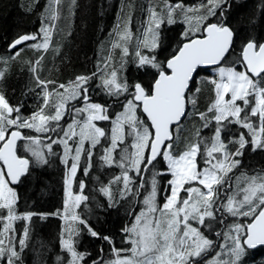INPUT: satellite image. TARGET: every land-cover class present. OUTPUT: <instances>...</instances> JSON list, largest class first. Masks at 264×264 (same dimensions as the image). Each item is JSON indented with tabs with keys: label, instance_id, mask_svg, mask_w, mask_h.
Returning <instances> with one entry per match:
<instances>
[{
	"label": "trees",
	"instance_id": "obj_1",
	"mask_svg": "<svg viewBox=\"0 0 264 264\" xmlns=\"http://www.w3.org/2000/svg\"><path fill=\"white\" fill-rule=\"evenodd\" d=\"M169 5L182 6L174 11L175 22L172 24L167 22ZM201 5L205 7L201 8ZM207 7V0H59L58 4L56 0H0V72L4 73L3 78L0 79V93L5 96L9 105L14 109L19 108L20 115L24 118L30 117L43 105L44 89L37 86V80L32 71L35 67L40 80L55 81L57 92H64V89L58 86L60 84L69 86L77 76L90 77L86 85L88 102L101 104L107 109L106 115L109 119L95 121L96 125L103 127L105 136L100 138L95 147L86 148V153L91 151L92 156L89 158L84 153L79 159L72 185L73 190L77 192L83 182L84 188L81 192L87 198L78 205L75 215L84 220L98 234L95 237L92 236L88 227L77 220L79 231L76 246L86 254L85 264H93V261L97 263L100 259L110 256L111 244H117L127 236L124 229L129 228L137 212L142 208L144 198L150 191L149 185H152L153 173L167 169L163 157L159 156L153 166L142 169L139 174L134 170H129V174L133 177L130 185L132 191L122 197L123 180L120 178L118 182H110L114 181L116 175L121 177L123 169L118 164L124 149H127L129 153L133 151L131 145L134 134L126 137L127 139L112 152L114 160L112 164L102 159L105 149L109 148L111 143L106 136L111 121L122 110L125 102L132 98L134 84L139 82L146 90H150L158 74V70L150 65L139 67L136 52L139 49L145 56H154L157 63L165 66L166 60L174 55L185 41L180 38L183 28L181 22L183 12L198 8L201 13L207 14ZM150 9H154L158 18L162 19L160 28L157 30L158 47L152 50L144 48L141 43L150 24ZM53 11L56 13L55 19L52 18ZM217 22H225L234 33L231 48L221 65L236 71L244 70L241 60V50L244 44L249 40L257 45L264 42V0H226L216 10V14L209 16L206 21V23ZM42 27H48L51 32L47 50L33 47L35 44L43 43ZM125 29L130 31L131 38L127 41H120L118 33L124 32ZM22 35L35 36L36 39L24 41L15 48L9 49L10 45ZM117 42L121 46L113 48V44ZM124 47L128 49L127 55H123ZM17 53H19L18 56ZM113 71L117 73V82L121 84L127 82L129 86L127 92L122 91L118 95H109L103 85V80L111 79ZM209 76L208 69L198 68L196 70L187 93L195 100V103H187L185 115L182 121L173 127V137L170 141L174 155H179L186 150L189 144H199L198 167L206 166L204 163L207 159L205 147H211L212 138L218 127L213 119L215 111H208L215 100L214 85L210 82L214 78H209ZM252 79L259 81L264 87V75L252 77ZM48 91H53V85H49ZM50 99L54 103L55 96L53 95ZM249 101L247 106L243 101H237L243 109L240 116L241 123H237L235 117H229L221 121L219 125L221 127L220 140L225 148L222 152L214 153L215 159L211 161L213 164L219 158L225 159V152L234 154L237 151L238 141L242 134L247 143L242 155H229V161H240L236 167L226 174L217 171V174L223 177L222 183L215 188L216 197H218L217 210L222 209L227 190L233 188L235 176L240 173L250 176L264 173V147L254 149L253 132L243 126V119L248 116L256 130L255 134L261 136L258 116L250 115L251 108L255 104V96H250ZM84 102L81 97L73 102L68 101L62 119L54 125V122H50L48 132H36L28 128H14L13 130L21 131L25 138L31 136L45 143L65 139V130L68 129V122L72 117L74 116L73 121L85 118V113H74ZM45 111L46 114L53 115L55 108L50 105ZM137 113L139 120L149 125L139 107ZM200 113H205V119L200 118ZM11 118H15V113ZM205 124H207L206 127ZM55 125L60 130L55 129ZM126 127L128 128L129 125ZM74 139L75 136L69 139L70 151L67 162L64 159L63 143L52 144L51 151L45 150L46 163H37L32 155L27 153L25 149L29 144L27 139H22L18 143L17 154L27 157L30 161L26 173L17 184L11 185L16 193L13 208L14 215L18 218L14 219L15 223H27L29 233L22 250L23 261L26 264H54L53 259L58 257L62 258L58 264H67L66 251L62 248L60 240L62 230L67 223V221L63 222L65 220L63 217L64 184L66 169L71 164L72 157L76 156L73 148ZM86 168L88 169L87 174H85ZM167 177L168 175L156 176L158 202L161 200L162 186ZM141 180H143V187H141ZM104 187H110L112 192L111 205L108 197L101 191ZM27 213L32 215L29 219H24ZM7 215V209H0V217H7ZM240 219L248 223L252 217L242 216ZM8 221L10 220L0 219V233ZM222 222V225H225L229 223V220L225 218ZM229 230H231L230 224L221 226L214 231L215 236L218 234L226 238L225 234H229ZM212 236L214 237V234ZM104 237L109 239L105 240ZM245 249L246 251L237 264H264V246L255 250H249L246 247ZM6 258L7 254L0 259V264H6ZM14 264H21L20 256L14 260Z\"/></svg>",
	"mask_w": 264,
	"mask_h": 264
},
{
	"label": "snow or ice",
	"instance_id": "obj_2",
	"mask_svg": "<svg viewBox=\"0 0 264 264\" xmlns=\"http://www.w3.org/2000/svg\"><path fill=\"white\" fill-rule=\"evenodd\" d=\"M207 14L205 15H188V12L199 13L200 9H188L185 12L184 22L187 28L182 34L185 42L178 47L171 58L167 59L166 66L156 62V58L145 56L138 49L136 56L139 58L138 66L143 67L150 65L158 70V78L150 90H146L141 83L134 85L132 98L127 100L124 105V111L119 113L116 120L113 121L112 128V147L105 149V155L102 159L112 164L114 162L112 152L118 147V141L123 142L124 125L127 124L134 134L133 151L129 153L125 149L120 158V167L123 169L122 176L124 181V189L121 190V196L127 195L132 191L131 177L129 170H135L137 174L142 169H148L154 165L157 157L162 156L166 162L167 171L154 172L152 178L151 192L145 196V209L136 215L135 223L131 228H125V233H130L129 242L132 244L131 256L120 258V250L113 248V252L117 254L115 261L109 264H192L190 257L201 256L212 245V241L203 236L196 228L192 227L189 220L199 219L201 224L204 223L205 217L213 216V205L217 196L214 186L222 183L223 177L217 175V170L222 173L231 171L240 161H229V155L240 156L247 141L243 134L240 137L239 148L234 154L225 152V159L218 160L215 164L211 161L215 159L214 153L224 151L225 145L220 140L221 121L229 117H235L237 123H241V112L243 109L237 104V101H243L244 105H249V97L255 96V106L251 108V116H259L261 127L259 132L261 136L255 134V129L250 122L248 116L243 119V126L249 128L253 132L252 145L256 147H264V87L259 81L252 79V76L259 77L264 75V43L257 45L254 41L249 42L243 47V63L245 71H236L233 68H218L219 79H212L210 82L214 85L215 100L209 107L208 111H215L216 115L213 119L217 122L215 136L212 138L211 147H205L207 159L204 163L206 167L198 170L197 156L200 152L199 144H189L186 150L179 155H174L172 151L171 127L178 124L186 112L187 103H195L192 97L187 95L190 88V82L193 79L194 72L199 66H218L226 54L230 50L233 43L234 33L225 22L205 23L209 16H214L216 10L221 7L226 0H207ZM59 3V0H56ZM181 5H169L167 10V22L174 23L173 14ZM204 8V5L200 6ZM151 20L149 28L145 32V38L141 42L144 48L150 50L158 47V32L162 19L158 18V14L154 9H150ZM223 15V13H221ZM56 13L53 11L52 18L55 19ZM155 27H152V25ZM44 34L42 44H35L33 47L49 48L51 32L48 27H42ZM120 41H127L131 38L130 31L125 29L124 32L118 33ZM36 39L35 36L22 35L16 39L10 47L15 48L16 45L24 41ZM120 43H114L113 48L120 47ZM128 54L127 47L123 48V55ZM19 53H17V56ZM39 64V61H37ZM33 74L37 80V86L44 89L43 105L32 113L30 117L24 118L20 115L19 108H12L5 96L0 93V209H7V217H0L4 220L17 219L14 215V204L16 202V193L13 188L9 187V180L13 183L17 182L20 177L28 170L30 161L17 155V141L19 139H27L29 144L26 145L27 150L32 152L37 163H46L42 152L37 151L31 145L38 144V138L22 137L19 130L14 128L34 129L36 132H48L50 130V122H59L65 111L68 101L81 97L85 101L83 108H77V114L87 113V117L83 124L80 125V132L77 134L74 128L77 122L68 126L65 130V139L52 141L47 147L51 151L52 144L63 143L65 146V162L69 152L68 140L74 136H80V143L76 147V156L74 161H79L82 151H84V141L88 140L95 147L99 143L100 138L105 136L103 129L97 127L93 121L107 120V109L98 103H89L88 89L86 87L90 77L77 76L75 81L70 82L69 86L60 84L58 87L64 89V92L55 91V81L40 80L36 73L35 67L32 68ZM4 73L0 72V79ZM117 73H111V79L103 80L104 87L108 90L109 95H118L120 92L128 91L127 82L121 84L117 82ZM49 85H53V91H48ZM199 91V89H197ZM55 96L54 107L55 114H46V107L53 104L50 98ZM226 98V97H229ZM139 105H142L143 113L147 115L150 125H145L136 115ZM15 113V118H11ZM200 118L205 119V113H200ZM207 124H205V127ZM150 129L154 130V134ZM54 130V129H53ZM10 133V134H9ZM71 133V135H70ZM199 135V133H197ZM166 141L169 143L166 144ZM150 149V154L146 151ZM89 158L92 152H88ZM77 163L73 162L69 176H66V199L65 213L73 208L72 197L70 193L71 179L75 177L77 172ZM4 169L7 171L5 172ZM88 169H85L87 174ZM158 175H171L172 179L168 181L171 188L170 195H166L162 208L156 204L157 179ZM120 180L116 177L115 183ZM193 181H198L207 192L199 187L187 186ZM247 186L241 189L243 199H237L235 196H229L227 204L224 208L232 215H241L252 217L246 228L240 224L234 225L235 236L225 234L226 238L232 240L233 246L229 249L230 261L223 264H237L245 252L244 245L249 248L256 245H264V177L254 176L246 179ZM81 189L84 188L83 182L80 184ZM143 187V180H141ZM185 191L188 198L181 200L180 193ZM101 191L112 202V192L110 187H104ZM87 198L83 195L74 197L76 206ZM182 205V206H181ZM201 208L204 209L201 212ZM246 209V210H245ZM159 213V215H155ZM31 213H27L24 219H29ZM182 217V218H181ZM73 220H80L81 224L88 227V231L92 236L98 234L89 227L86 222L78 216L73 215ZM10 225L5 224V230ZM78 233L74 229L69 230V237L64 238L61 235V246L71 256L68 264H81L84 260L85 253H79L74 246L72 237ZM2 235V233H0ZM25 237L28 230L25 229ZM193 240L192 245L188 244L189 240ZM243 237V239H242ZM108 240V237H104ZM111 243V241L109 240ZM21 247L25 245V239L19 241ZM4 240L0 239V257L7 254V264H14V260L19 258V254L15 247L4 248ZM224 247V245H221ZM93 264H96L93 261Z\"/></svg>",
	"mask_w": 264,
	"mask_h": 264
},
{
	"label": "rangeland",
	"instance_id": "obj_3",
	"mask_svg": "<svg viewBox=\"0 0 264 264\" xmlns=\"http://www.w3.org/2000/svg\"><path fill=\"white\" fill-rule=\"evenodd\" d=\"M192 9H198V8H192ZM185 12H186V10L183 12V14H182V16H181V22H182V24H183V28H182V31L180 32V38H182V39H184V37H183V33H184V31L186 30V28H187V24L184 22V17H185ZM205 13V12H204ZM204 13H201V11L199 12V13H196V12H188L187 14L188 15H197V14H199V15H205ZM206 23V22H205ZM152 27H154V24L152 25ZM149 28V27H148ZM144 38H145V35H144ZM219 67H223V68H230V67H226V66H223V65H219V66H216V67H212V68H209L208 69V71H209V73H210V76H209V78H214V79H219V75H218V68ZM239 71H245V69L244 70H239ZM226 98H229L230 99V96L229 97H226ZM77 99H74V100H72V102L73 101H76ZM54 101H55V99H54ZM89 103H92V102H89ZM127 103V101L125 102V104ZM124 104V105H125ZM52 106L54 107V103L52 104ZM81 107L80 108H83L84 106H85V102L84 103H82L81 105H80ZM254 106H255V104H254ZM55 108V107H54ZM66 108H67V105H66ZM124 111V106H123V108H122V110L120 111V112H118L117 113V115L119 114V113H122ZM76 111H74V113H75ZM55 114V112L53 113V115ZM76 114H77V112H76ZM85 118L84 119H82V120H80V121H76L77 122V124H76V126H75V129H74V131L78 134L79 132H80V125H82L83 124V122H84V120L86 119V117H87V113H85ZM117 115L112 119V121H111V126H109V131H108V134L106 135L107 137H108V139H109V141H111V143H110V145H109V148H111L112 147V128H113V121L114 120H116V117H117ZM136 115L138 116V113L136 112ZM215 115H216V113H215ZM258 116V115H257ZM74 117V116H73ZM73 117H72V119H73ZM70 120L69 122H68V124L69 125H71V124H73V120ZM258 119H259V116H258ZM54 122V121H53ZM259 122H260V125H261V121H260V119H259ZM58 122H54L53 123V125L54 124H57ZM93 123L95 124V121H93ZM96 125V124H95ZM126 125L127 124H125L124 125V137H123V141L124 140H126L127 138L126 137H128V136H132V130H131V128L130 127H126ZM50 126H51V123H50ZM97 127H99V128H101V129H103V127H100V126H98V125H96ZM55 127V129H57L58 128V126L57 125H55L54 126ZM130 128V129H129ZM44 133V132H43ZM39 140V139H38ZM75 143H74V149H75V151H74V155H76V147L79 145V143H80V136L79 135H76L75 136ZM118 143V147H119V144L121 143V142H117ZM123 143V142H122ZM49 144H51V142H49V143H45L43 140H39V143L38 144H33V145H31L32 147H34L37 151H40V152H42L43 153V155H44V159H45V150H49V148L47 147ZM133 144V143H132ZM28 145V144H27ZM68 145H69V140H68ZM52 147V146H51ZM92 147V144H91V142L90 141H88V140H85L84 141V151H82V153H81V155H80V158L82 157V155L84 154V153H86V148H91ZM64 148H65V146H64ZM69 148H70V145H69ZM25 149L27 150V148L25 147ZM28 152V154H30V155H32V152L31 151H29V150H27ZM70 151V150H69ZM124 151H125V149L123 150V153H124ZM128 151V150H127ZM68 155H69V152H68ZM68 155H67V158H66V162H67V159H68ZM85 155H87L88 156V153H86ZM32 157H33V160H36V158L32 155ZM65 158V157H64ZM218 160H224V159H217L216 160V162L218 161ZM73 162H76V163H78V161H74V157H72V162H71V164H69L68 165V167H67V173H66V176H69V174H70V171H71V167H72V164H73ZM215 162V163H216ZM166 163V162H165ZM214 163V164H215ZM78 165V164H77ZM118 166H120V163L118 164ZM206 166H199L198 167V170L199 171H202L204 168H205ZM77 168H78V166H77ZM135 171V170H134ZM166 171H167V169H166ZM165 171V172H166ZM218 171V170H217ZM222 173V172H221ZM119 175V174H118ZM218 175V174H217ZM129 176L131 177V179L133 178L132 176H131V174H129ZM254 176H261V177H264V173L263 172H261V173H258V174H254V175H252V176H250V175H248V174H244V173H240V174H238L237 176H235V178H234V185H233V188L230 190V188L227 190V192H226V196L227 197H225V199H224V202H223V204H222V210L223 211H225V212H227L226 210H225V208H224V205L225 204H227V201H228V197L229 196H235L238 200L239 199H243V193H242V191H241V189H243V188H245L246 186H247V183H246V179L247 178H251V177H254ZM116 177H118L117 175H116ZM116 177H114V180H115V178ZM122 180H123V176L121 175V177H120ZM65 179H66V177H65ZM70 179H71V188H70V193H71V197H72V203H73V208H72V210L71 211H69L68 213H65V204H64V212H63V217L65 218V220H63V222H66L67 221V223L65 224V226H64V228H63V230H62V234H63V236H64V238L65 239H67L68 237H69V230L70 229H74V230H76V232L78 233V231H79V229H78V224H77V220H73L72 219V216L73 215H75V210H76V208L78 207V206H76L75 205V203H74V197L75 196H77V195H83L84 196V194L81 192V187L79 186V190L77 191V192H75L74 190H73V187H72V185H73V179H74V177H70ZM172 179V177H171V175H168V177H167V180L163 183V186H162V188H163V191H162V193H161V196H160V198H161V200L158 202V200H159V197H158V195L156 194V204H158V205H161V207L163 206V203L165 202V199H166V195H170V193H171V188H170V186L168 185V181L169 180H171ZM123 183H124V181H123ZM187 186H191V187H199V188H201V190L202 191H204V192H207V189H204L203 188V186L202 185H200L199 183H198V181H193V182H191L189 185H186V187ZM9 187H11V185L9 184ZM217 186H214V188H216ZM12 188V187H11ZM149 188H150V191H149V193L151 192V189H152V185H149ZM166 188H168L167 189V192H165V189ZM14 190V189H13ZM148 193V194H149ZM147 194V195H148ZM180 196H181V200H183V199H186V198H188V194H187V192H185V191H181V193H180ZM65 199H66V185L64 184V201H65ZM82 202V201H81ZM80 202V203H81ZM218 204V197H216V199H215V202H214V205H213V208H212V211H213V214H214V212H215V209H218V206H216ZM182 206V205H181ZM145 209V205H144V201H143V205H142V208L137 212L138 214L142 211V210H144ZM201 210V212H203L204 211V209L203 208H201L200 209ZM246 210V209H245ZM137 214V215H138ZM155 215H159V213H156ZM222 215H218V217L217 218H215V214H214V217L212 216V217H205V220H204V223L203 224H201L200 222H199V219H195V220H192V219H190L189 220V223L191 224V226L192 227H194V228H196L203 236H205L206 238H208V236H206L205 234H208V235H211L212 233L214 234V236H215V233H214V231H217L219 228H221V226H225V225H229L230 224V228H231V230H229V234L231 235V236H235L236 235V232H235V230H234V225H236V224H240V225H242V226H244L245 228H246V224H247V222L246 223H244L243 221L244 220H242V219H240V218H242V216L241 215H232L231 213H229V212H227L226 214H225V216H226V218L229 220V223H227V224H225V225H222L223 224V222H222V219H224L223 217H221ZM231 217V218H230ZM182 218V217H181ZM135 220H136V217H135ZM135 220L133 221V223H135ZM133 223L129 226V228H131L132 227V225H133ZM5 224H8V225H10V227L8 228V230H5ZM4 224V226L2 227V230H1V233H2V235H1V237H0V239H2V240H4V245H3V247L4 248H6L7 249V247L9 248V247H15V249H16V251L18 252V254H19V256H20V258H21V264H26L24 261H23V252H22V250H23V248L25 247V245L23 246V247H21V245H20V243H19V241H20V239H25V243H26V239L28 238V236H29V233H28V235H27V237H25V235H24V233H25V229H27V223H24V222H22L21 224H16L15 223V220H10V221H8V222H6ZM18 232H19V234H18ZM209 233H211V234H209ZM212 234V235H213ZM211 235V236H212ZM129 236H130V233H127V236H125L122 240H120L117 244H111V253H110V256L109 257H105L104 259H100L99 260V262H97L96 264H109V262H111V261H115L116 259H117V254L116 253H114L113 252V248H115V249H118V250H120V253H119V255H120V258H123L124 256H131V248H132V244L129 242ZM12 238H15L16 240H13ZM76 238H77V235H74L73 237H72V239L74 240V246H75V249H76V251L77 252H79V253H83L82 251H80L78 248H77V246H76V243H77V240H76ZM195 239V237H193V239L192 240H189L188 241V244L189 245H192V243H193V240ZM19 240V241H18ZM11 242H12V244H11ZM13 243H15V244H13ZM8 244V245H7ZM217 245V246H216ZM221 245H224V247H221ZM233 246V244H232V240L231 239H228L227 238V240H224V239H222V237H220L218 234L215 236V238H214V240H213V246H212V249L216 246V251H215V253L213 254V257H214V260H213V263L212 264H223V262H225V261H230L231 259H232V257H229L228 255H230V252H229V249ZM210 248V247H209ZM209 248L205 251V252H208L209 251ZM65 250V249H64ZM66 251V250H65ZM245 251H246V249H245ZM66 255H67V264H68V262H69V259H71V256H70V254L66 251ZM4 257V256H3ZM3 257H0V259L1 258H3ZM199 257V256H198ZM195 259V258H197V257H190V259ZM228 259V260H227ZM6 260H7V258H6ZM60 260H62V258L61 257H58L57 259H53V262H54V264H58V261H60ZM207 260H209V256H207L206 258H205V261H207ZM84 261H85V257H84V260L83 261H81V264H85L84 263ZM194 262H196V263H193V261H192V264H201V263H198V262H200V261H194ZM6 264H7V261H6ZM87 264V263H86ZM207 264H211V261L209 260V262L207 263Z\"/></svg>",
	"mask_w": 264,
	"mask_h": 264
},
{
	"label": "water",
	"instance_id": "obj_4",
	"mask_svg": "<svg viewBox=\"0 0 264 264\" xmlns=\"http://www.w3.org/2000/svg\"><path fill=\"white\" fill-rule=\"evenodd\" d=\"M184 42H185V41H184ZM248 42H249V41H248ZM248 42H246L244 45H246ZM261 43H264V42H261ZM261 43H260V44H261ZM243 47H244V46H243ZM243 47H242V50H241V60H242V62H243V56H242ZM230 48H231V47H230ZM9 49H12V47H9ZM228 52H229V51H228ZM227 54H228V53H227ZM227 54H226V55H227ZM170 58H171V57H170ZM168 59H169V58H168ZM166 62H167V60H166ZM166 62H165V66H166ZM221 63H222V62H221ZM221 63H220V64H221ZM220 64H219V65H220ZM243 64H244V63H243ZM212 67H216V66H199L198 68L209 69V68H212ZM244 67L246 68L245 64H244ZM195 72H196V71H195ZM195 72H194L193 76L195 75ZM249 75H250L251 77L256 78L255 76H252L251 73H249ZM156 78H158V74H157ZM156 78H155V79H156ZM153 84H154V82H153ZM153 84H152V85H153ZM134 85H135V84H134ZM139 108H140V111L142 112V114H143V115L145 116V118L147 119V115H146L145 113H143L142 105H139ZM183 117H184V116H183ZM183 117H182V119H183ZM182 119H181V121H182ZM147 121H148V119H147ZM181 121H180V122H181ZM180 122H179V123H180ZM148 123H149V125H150V121H148ZM179 123H178V124H179ZM178 124H173V125H172V127H171V133H172V129H173V127L176 126V125H178ZM151 131H152L153 134H154V130L151 129ZM20 132H21V131H20ZM9 134H10V133H9ZM21 134H22V137H23L24 135H23L22 132H21ZM172 137H173V134H172ZM21 140H22V139H19V140L17 141V147H18V143H19ZM168 142H169V141H166V144H167ZM0 146H2V144H0ZM147 152L150 154V149H148ZM17 155H18V154H17ZM18 156H19V155H18ZM21 157H22V158H25V159H28V158L25 157V156H21ZM157 158H158V157H157ZM4 171L6 172L7 170L4 169ZM25 173H26V172H25ZM25 173H24V174H25ZM24 174H23V175H24ZM23 175H22V176H23ZM22 176H21V177H22ZM21 177H20V178H21ZM8 180H9V184H10V185H15V184L18 183V181H19L20 179H19L17 182H15V183H13V182L11 181L10 178H8ZM250 222H251V221H250ZM250 222H249V223H250ZM244 246H245L246 248H248V249L253 250V249H256V248H258V247H262V246H264V245H256L255 247H251V248H249L247 245H244Z\"/></svg>",
	"mask_w": 264,
	"mask_h": 264
},
{
	"label": "flooded vegetation",
	"instance_id": "obj_5",
	"mask_svg": "<svg viewBox=\"0 0 264 264\" xmlns=\"http://www.w3.org/2000/svg\"><path fill=\"white\" fill-rule=\"evenodd\" d=\"M158 207H161V205H157ZM220 207V206H219ZM162 208V207H161ZM227 212H225V211H223L222 209L221 210H217V209H215V212H214V214H215V218H217L218 217V215H222L221 217H223L224 219L226 218V216H225V214H226ZM214 214H213V217H214ZM231 218V217H230ZM215 233V232H214ZM214 238H215V236L213 237V236H211V235H209L208 236V239H210L211 241H212V245H211V247L209 248V251L208 252H204L201 256H199V257H197V258H193V259H191L193 262L194 261H200L201 262V264H207L208 262H209V260L211 261V264L213 263V260H214V257H213V254L215 253V251H216V246L212 249V246H213V240H214ZM222 239H224V240H227V238H224V237H222ZM207 256H209V260H207V261H205V258L207 257ZM230 256V255H229Z\"/></svg>",
	"mask_w": 264,
	"mask_h": 264
},
{
	"label": "bare ground",
	"instance_id": "obj_6",
	"mask_svg": "<svg viewBox=\"0 0 264 264\" xmlns=\"http://www.w3.org/2000/svg\"><path fill=\"white\" fill-rule=\"evenodd\" d=\"M65 1V0H64ZM49 7V6H48ZM259 45V44H258ZM155 81V80H154ZM153 84V83H152ZM70 108V107H69ZM76 108V107H75ZM75 114H76V112H75ZM78 118V117H77ZM55 122V121H54ZM59 129V128H58ZM60 130V129H59ZM62 130V129H61ZM54 136V135H53ZM53 138V137H52ZM51 138V139H52ZM248 249V248H247ZM257 249V248H256ZM249 250H251V249H249ZM253 250H255V249H253Z\"/></svg>",
	"mask_w": 264,
	"mask_h": 264
},
{
	"label": "crops",
	"instance_id": "obj_7",
	"mask_svg": "<svg viewBox=\"0 0 264 264\" xmlns=\"http://www.w3.org/2000/svg\"><path fill=\"white\" fill-rule=\"evenodd\" d=\"M19 241V240H18Z\"/></svg>",
	"mask_w": 264,
	"mask_h": 264
}]
</instances>
